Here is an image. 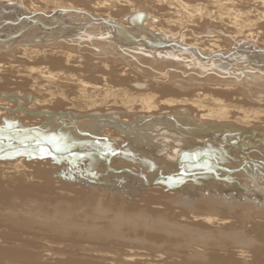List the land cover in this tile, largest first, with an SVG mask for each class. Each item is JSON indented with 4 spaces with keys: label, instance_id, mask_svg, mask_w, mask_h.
Masks as SVG:
<instances>
[{
    "label": "bare ground",
    "instance_id": "1",
    "mask_svg": "<svg viewBox=\"0 0 264 264\" xmlns=\"http://www.w3.org/2000/svg\"><path fill=\"white\" fill-rule=\"evenodd\" d=\"M42 1L41 3L45 7L34 9L31 12V8L27 10L26 5L18 4L20 2L18 0H0V20H5V22L0 21V24H7L6 20H13L12 23L18 24L17 32L13 30L12 33L17 37L18 33H29V35L23 34L20 40L18 38V42L22 43L20 44L22 46L18 43L19 47L14 46V49H9V46L5 48V44H0L2 46L0 48V215L14 225L43 229L41 232H37L39 234H48L49 231L56 233L80 232L84 229L87 236L91 238L92 236L109 238V233H118L120 230H127L128 233L126 232L125 235L128 237L131 231L143 233L145 236L148 234L159 235V239L166 242L161 247L168 249L172 248L170 237H178L177 234H185V232L192 236V231L196 234V237H189L190 239L183 249L188 251V255H177L172 251H165L161 247H157L155 252L159 255L150 259L153 264L263 263L262 249L255 247L256 242L253 243L252 238L246 239L244 233L242 234L243 231L239 232L236 229L240 228L238 225L242 219L238 214L240 211L238 209L239 201L232 202L233 207L231 205L227 207L223 204L225 201L221 202L218 200V196V198L214 197L216 193L208 197L202 196L197 200L185 198L186 201L189 200L197 205V208L181 209L175 216H169V211L158 215L160 211L157 207L162 211H167L172 208L170 206L174 200L183 198L177 194H166L159 185H153L155 182L152 183L151 193L139 191L140 198L132 199H130L132 195H129L131 190L129 194L125 193L126 189L125 192L123 190L115 192L113 188L112 190L106 188L105 183H102L105 187L88 186L90 184L87 185L86 181H80L82 177H79L83 175L80 171H77L79 177H76L75 170L77 168L74 164L79 165V162H83L87 168L101 174L121 170L124 173V169L127 170L126 172L130 170L132 175L143 172L146 174L145 180L154 181L160 176L159 170L166 172L169 169L166 168L168 165L176 166L177 169L174 167L176 170H185V173L187 171L206 172V169H210L217 172L216 175L225 177L226 174L221 172V167L222 171L224 168L230 171L242 167L241 162L244 165L249 161H252L251 165L259 162L264 156V109L256 107L255 104L258 101L255 102L252 97L243 94V90L238 89L239 87L231 88L233 84L229 82L230 80H224L218 76L221 73L224 75L223 72L228 70L227 63L232 58L231 56L227 57V54L232 48L241 47V42L239 41L240 45L236 42L239 39L253 41L252 51L245 52L247 59L244 57V60L249 59V62L257 64L264 63V42H262L264 36L259 35L260 31L258 33L260 28L264 30V12H262L264 0L262 2L256 0V7L259 5L263 10L255 14L254 19L249 18V15L252 14L250 8L247 12L239 10L240 8L237 9V6L242 3V1L238 3V0H90L93 5H90L89 10L74 6L70 4V1L69 4L64 2L63 4L62 0ZM7 4H12V8L11 5L7 6L10 9L5 8ZM247 5L248 3L244 5L246 9ZM19 8L25 9L22 11L23 19L18 12L21 11ZM94 18L100 23H92L94 20L91 19ZM153 20H156V23H152ZM46 21L50 22L53 27L54 36H51L50 33L51 37L46 39L44 36L42 40L32 37L29 32L32 30V26H36L39 24L38 22L45 25ZM101 21L108 22L112 26L101 23ZM211 22L218 25L215 26ZM90 23L93 25L91 26ZM80 24H85L86 27L88 24L91 26L82 30L83 32L87 33L94 29L93 31L97 34L98 31V37H96L101 40H97L104 44L97 45L95 41L96 43L93 45L97 46L98 50H103L104 53L91 51L92 49L83 50L84 47H88V44L84 47L82 45L85 43L81 44L82 41L85 42L86 38H84L85 40L80 38L82 41L73 40L74 38L71 40L72 34H77L74 33L75 27ZM5 25H3V29H0V34L3 33L4 28L8 27ZM218 26L223 32L209 30L213 34H210L214 37L213 40L199 37L198 33L201 31L199 29L207 32L208 28L215 29ZM9 28L13 29L14 26ZM96 29L97 31H95ZM44 32L46 33V31ZM80 33L78 34L81 35ZM83 34L87 37L85 33ZM92 34L94 35V33ZM210 35L208 33L206 36L210 37ZM66 36H69L70 40H66ZM83 36L81 35V37ZM11 37L14 38L13 35ZM94 37L89 38L95 40L96 37ZM134 37H140L142 41L134 42ZM28 38H32L35 42L51 40L53 42L46 43L48 45L35 43L39 46L32 47L28 45V42L30 44L31 41L27 40ZM104 38L106 40H102ZM261 38L262 40H260ZM88 40L86 41L94 43L91 42L93 40ZM149 41L159 47L153 51L146 44ZM31 42L33 43V41ZM43 42L42 44H45ZM222 43H226L227 46H223ZM173 44H177V46ZM13 45L16 44L13 43ZM104 46H107V49ZM180 46L186 49H182ZM8 49L9 51H6ZM105 49L108 52H105ZM110 49L113 50L109 51ZM145 49L150 50L144 52ZM261 52L263 54H259ZM176 53L187 55V58L192 57L195 61L193 62L194 68L197 67L203 71L212 70L218 75L209 76L206 80L192 85L190 89H185V84L171 83V79L178 77L174 72V65L177 62L170 59V57L175 58L174 54ZM127 57L135 60L140 66L149 65L150 67L146 66V69L148 68L147 70L151 71L153 76L164 82L165 85L154 93H136L133 88H122L124 85L130 87L135 85L128 83L127 70H139L138 64L132 63ZM91 60L95 61L93 65H91ZM249 65L251 64L248 62L243 64V70H249V74L264 76L263 69L258 70V67L254 68L255 66ZM218 68L223 72L216 71ZM141 75L145 74L141 73ZM167 81L168 83H166ZM210 84L213 87L207 86ZM175 85L184 86L183 90L172 89L174 87L171 86ZM141 87L148 88L143 85L139 86V88ZM151 87H153L152 83ZM229 131L241 135L239 144L235 143L238 141H235L236 145H232L234 144L232 143L227 146L228 141L226 140L229 137L225 140V136H222L225 141L221 140V136H219L221 142H218L219 138L216 139V137L214 140L211 139L212 135L219 133L223 135ZM244 135L246 139H249L250 144H245L247 141L245 142L244 139L243 143H245L241 144ZM215 165L219 166V170L215 169ZM163 166L167 170L162 169ZM257 167L256 169H258ZM175 169L173 171L177 172ZM252 170H247V172L253 174ZM165 172L164 174H166ZM180 174L178 177H181ZM238 175H240L239 172ZM120 177L122 178L124 175ZM228 177H232L230 173ZM259 177H257L258 182L256 179L254 180L257 184L260 181ZM212 178L213 176L210 179ZM124 179H121L123 183L127 182V179ZM205 179L207 180L206 176ZM76 180L80 182L76 183ZM96 180L98 181V179ZM129 180L126 185H129ZM219 180L217 181L219 182ZM246 182L248 183V181ZM254 182L253 186L250 185L253 189ZM148 183L144 182V186L150 187ZM173 183L175 182L173 181ZM131 186L129 185L128 189H132ZM178 186L180 185L178 184ZM204 186L203 190L206 187ZM209 189L206 191L209 192ZM133 191L132 193H136L137 190ZM89 192L93 195L92 199H90ZM98 196L99 199H97ZM15 199L21 205L9 207ZM44 199L53 200L51 202L57 205H71L73 210H78L88 201L87 206L90 207V210L86 213H89L91 223H99V225H73L74 221L67 218L69 213L56 209L57 206H52L53 210L47 215V212L39 211L37 206L32 203L34 200L42 205L45 202ZM186 201L183 200V202ZM22 206L25 208L22 209ZM205 206L207 209H204ZM236 222H238L237 226ZM251 225L252 227L247 228L250 232L256 228L255 224ZM24 230L26 231V229ZM222 234L223 236H232L231 246L234 249L220 245L217 236ZM133 243L134 241L129 237L125 244L129 247L124 253L125 261L128 264L143 257V250L151 251L141 247V244L132 246ZM82 251L94 252L89 248H82ZM97 255L95 254V256ZM52 256L53 253L50 252L46 258Z\"/></svg>",
    "mask_w": 264,
    "mask_h": 264
},
{
    "label": "rangeland",
    "instance_id": "2",
    "mask_svg": "<svg viewBox=\"0 0 264 264\" xmlns=\"http://www.w3.org/2000/svg\"><path fill=\"white\" fill-rule=\"evenodd\" d=\"M18 1H20V2H18V4L19 3L20 4L23 3V6L26 5L25 8L26 9L28 8L27 10H29L31 8L30 9L31 12H33L34 9H38V8L40 9L42 7L43 8L45 7L43 5V3H41L42 0H37V1L35 0V3H34V0H32V1L31 0H22V1L21 0H18ZM69 1H70V4H72L74 6L86 8L87 10L90 9V5L91 6L93 5V3L90 2V0H77V1L76 0H68V1L62 0V3L64 2L66 4H69L68 3ZM72 1L74 2V4H73ZM240 1H242V3H240ZM30 2H31V5H29ZM261 2H262V0H261ZM77 3H79V4H77ZM238 3H240V6H237V9L240 8L239 10H241V11L247 12V10H250L251 9L252 14L249 15V18H251V19H254L255 18V14L260 13L263 10V9L260 8L259 5H258V7H256V5H257L256 0H250L249 2L247 0H244V1L243 0H238ZM246 3H248L247 9L244 6ZM37 4H38L39 7L37 6ZM9 5H11L10 7L12 8V4H7L5 8H7V6H9ZM28 5H29V7H28ZM32 7H33V9H32ZM50 7H52V5H50ZM258 8H260V9H258ZM7 9H10V8H7ZM19 9L21 10V8H19ZM253 9H256V10H253ZM23 10H25V9L23 8L21 11H18L21 14V15L20 14H18V15H20V17L22 16V19L24 18L23 15H22L23 14V12H22ZM262 12H264V10ZM17 18L19 19V17H17ZM91 20H94L92 23H95V22H99L100 23V21L96 20L95 18L94 19H91ZM0 21H4L5 22V20H0ZM7 21L9 22V25H8V22ZM12 21L6 20L7 24L6 23L5 24L8 26L7 27L8 30H7V28H4V31L6 30L7 32L5 31L6 32L5 33L3 31V33L0 34V44L1 45L2 44L3 45L5 44L4 45L5 48H8L6 46H9V49L10 48L11 49L12 48L14 49V46L19 47V45L22 44V43H19L18 41L22 38L21 36H23V34H24V33L23 34L21 33L22 34L21 35L20 33H18V34L16 33L17 35H19L17 37L14 33H12V32H14V31L17 30V27L16 26L18 24V23H14V22L12 23ZM48 21H51V20H48ZM48 21H46V24L45 25L44 24H40V22H38L39 24H36V26L35 25L32 26L33 28L36 27L35 28L36 30L33 29V28H32L33 31L30 30V29H29L30 31L28 30L31 33V36L37 38L38 40H42L44 36H45L46 39H48L51 34H52L51 36H54L53 35L54 32L52 31L53 30V27L50 25V22H48ZM153 21H152V23H156V20L154 22ZM47 22L49 23V25H48ZM92 23H90L91 26L93 25ZM101 23H105L107 25L112 26V24H110L108 22L106 23L105 21L104 22L101 21ZM5 24H3V25H5ZM211 24H214L215 26L218 25L215 22H211ZM0 25H1L0 26V29L1 28L3 29L4 26L2 25V23ZM6 25H5V27H6ZM46 25H47V27H46ZM90 25L88 24V26H90ZM10 26H14L15 29L14 28L13 29H10L9 28ZM88 26L86 27L85 24L84 25L83 24H80V26L77 25V27H75V29H74V33L75 34L76 33L78 34V33L81 32L80 34L82 36L84 35L83 33H85V35H87V37L86 36L81 37V35H79V34L77 36V34L74 35V34L71 33L72 36H73V37H71V40H72V38H74L73 40H78L79 39V41L85 40L84 38H86V40H88V39L93 40V38H89V37H94V35H95V37L96 36L98 37V31H97V29L95 30V31H97V34H96V32L93 31L94 29H92L93 32L91 30L88 31L87 33L82 31V30L88 28ZM207 27H209V26H207ZM204 28H205V26H204ZM209 28H208L207 32L205 31L206 33L204 32L203 29H199V30H201L198 33V34L201 35V36L199 35V37L200 38H203L205 40H207V38L209 40H213L214 37L211 36L213 34H211L209 30H211V31H214L215 30V32L216 31L223 32V30L220 29L219 26H218V28L216 27L215 29L214 28L209 29ZM44 31H46V33ZM259 31H260V34L259 35L263 37L264 36V34H263L264 33L263 28H260L258 30V33H259ZM43 32H44L45 35L42 34ZM71 32H73V31H71ZM146 32H148V31H146ZM92 33H94V35ZM208 33H209V35L211 34L210 37L209 36H206ZM9 34H10V36H9ZM26 34L29 35L28 32ZM26 34H24V35H26ZM11 35H13L14 38L11 37ZM216 36H217V34H216ZM68 37L69 36H66L65 37L66 40H70V39H68ZM97 37L95 38V40L91 41V42H94V43L88 42L89 40L88 41L85 40V42L82 41L81 44L85 43V44L82 45V47L87 46L86 44H88V47H84L85 49L83 48V50H91L92 49L91 51H94L95 50L94 52L98 51L100 53H104L103 50L100 49L101 50L100 51V50L97 49V46L95 47V45H93L96 42H97V45L104 44V43H101L100 41H99L100 42L99 43L98 40H101V39H99ZM16 38H17V40H16ZM18 38H19V40H18ZM80 38L81 39L83 38V39L81 40ZM134 38H133V41L134 42H139L140 40L142 41V39L140 37H134ZM58 39H60V38H58ZM27 40L33 41V43L30 41V44L28 42V45H30L32 47L39 46V45H36V44L48 45V44H51L53 42L52 40L51 41H48V42H43L42 41L43 43H45V44H42V42H40V41H37L38 43L35 42L34 40H32V38H28ZM102 40H106V39L104 38ZM260 40H262V38ZM260 40H258V42ZM263 40H264V38H263ZM263 40H262V42H264ZM239 41L242 44L241 47H239V48L236 47L237 48L236 49V48H232V46H231V48L233 50L231 49L230 52L227 54V57L230 58V56H231V58H232L231 61L227 63L229 65L228 68H227L228 70L226 69L227 71H224V72H223V70H221L219 68L216 70V71H219V72H223V74H224V75H221L222 74L221 73V74H219L221 77L220 76H218V77L219 78H224V80H226V79L228 81L230 80L229 82H232L231 84L235 85V86L232 85L231 88H234V89L236 88L237 89L239 87L238 89H242L243 90V92H242L243 94L247 95L248 97H252L253 101H255V102L258 101L255 104L256 107H261V108L264 109V102H263L264 101V96H263L264 95V76L263 75L261 76L259 74H249V72H250L249 70L246 69L247 70V72H246V70H243V68H242L243 64H245V63L247 64V62H248V64H251L249 66H251V67L252 66L253 67L255 66L254 68H257L258 67V70H262V69L264 70V63L257 64V63H254V62H249L248 61L249 59L247 61L244 60L243 59L244 57H245V59H247L246 56H245V52L250 51V50L252 51L251 47L253 45V41H250L248 39H246V40H244V39H241L240 40L239 39L238 41H236V42H238V45H240V42ZM86 42H88V43H86ZM13 43H15L16 45H13ZM18 43H19V45H18ZM46 43H48V44H46ZM146 44L148 45L149 48H152L153 51L156 50L155 49L156 47H159L157 44H153L150 41L149 42H146ZM1 45H0V48L2 47ZM12 45H13V47H12ZM90 45H92V46L89 47ZM173 45L174 46H177V44H173ZM222 45L225 46V47L227 46L226 43L225 44L222 43ZM246 45H248V46H246ZM20 46H22V45H20ZM17 47H15V48H17ZM106 47L107 46H104V48H106ZM161 47H163V46H161ZM180 48L186 49V48L181 47V46H180ZM9 49L6 50V51H9ZM106 49H105V52L107 51ZM111 50H113V49H110L109 51H111ZM149 50L150 49H145L144 52L145 51H149ZM3 51H5V50H3ZM243 51H244V53H243ZM130 52H133V51H130ZM141 52H143V51H141ZM141 52H139V53H141ZM259 54H263V52H261ZM174 56H175V58L174 57H170V59H173L175 62H177L174 65L175 66V70L177 69V71L174 70V72H175V74H177L178 77L175 78V79H171L170 80L171 83H175V84H185L184 85L186 87L185 89H190V87L192 85L197 84L199 81L206 80L209 76H212V75L214 76V74L215 75H218V74H216L212 70L211 71L210 70L209 71H203L202 69H200V70H199V68L197 69L196 66H195L196 68H194L193 67L194 66L193 65V62H195V61L193 60L192 57L191 58H187V55H182L181 53H176V54H174ZM237 56H239V57L237 58ZM240 56L242 57L243 60L241 59ZM167 57H169V56H167ZM127 58L131 60L130 57H127ZM131 61L134 64L137 63V62H135V60H131ZM243 61H244V63H243ZM94 62H95L94 60H91V65H93ZM129 63H131V62H129ZM241 63H243V64H242V66L239 67V65H241ZM123 64H125V63H123ZM137 64H138L137 66H138L139 70L128 69L127 72H126V75H127L126 78L129 80L128 83H134L135 85L132 86V87H130L128 85H124V86H122V88H126V89H132L133 88V89H135V92L136 93H149V92L150 93H154V92H157L156 90L158 88H160L161 86H164L165 85L164 82H161V81L157 80L153 76L152 72L149 71V70H147L148 68L146 69V66L150 67L149 65H146V66H142L141 65L140 66L139 63H137ZM121 66H123V65L121 64ZM190 66H191V68H190ZM237 66H238V68H237ZM205 72H206V74H204ZM141 73H144L145 75H141ZM246 73H248V74H246ZM151 83L153 84V87H151ZM166 83H168V81ZM140 85L146 86L148 88H144V87L139 88ZM184 86L175 85V86H171V87H174V88H172L174 90H181V89L183 90V87ZM207 86L213 87L211 84L210 85H207ZM219 136H221V140H223V141H225L229 137V139L226 140V141H228V145L227 146H229V144L234 143L235 141H238V142H235V143L239 144V142H240L239 140H240V137H241V135H239L238 133H235L234 131L233 132L232 131L231 132L229 131V133L226 132L223 135H221V133H219L217 135H214V136L212 135L211 136V139L214 140V138L216 137V139L219 138L218 139V142H221V141H219L220 140V137ZM222 136H225V140H224V138ZM231 137H232V139H231ZM243 139H244L245 142L247 141L246 143L244 142L245 144H250L249 139L248 138L246 139V136L245 135L242 138L241 144H244L243 143ZM231 141H233V142H231ZM235 143L232 144V145H236ZM263 158H264V156H262V159ZM262 159L260 160L262 163L259 161V162H256V164H254V165H251L252 161L247 162L245 165H244V163L241 162L240 164H241L242 167H237V168H234L233 170H230V171L228 169H226V168H224L223 171H222V167H221L220 168L221 169V172H223V173L226 174L225 177H223L224 175L223 176L216 175L217 172L216 173L213 172L214 171L213 169H212L213 171H211L210 169H206V172L205 171H199V173H197L198 171H193V172L187 171V173H185V170H183L184 172L182 170H180V169L179 170H176L177 169L176 166H173V165L166 166L167 169L169 168L168 169L169 171L163 166L162 169L163 168L166 169L168 171V173H166L167 171L166 172L164 171L166 173V174H164V172L162 170H159V173H160L159 175L160 176H158V178L155 179L154 181L145 180L146 174H144L143 172L142 173L138 172L139 174H135L136 175L135 176V175H132L130 173V170H128V172H126L127 170L124 169V173L126 172V174H124L123 172H121L122 170L121 171H115V172H112V173L111 172H103L101 174V173H96L95 171H92L91 168H87L85 165H83L84 164L83 162H79V165L78 164H74V166H76L75 168H77V170H75V172L80 171L81 174H83V175H81L79 177V176H77L78 175V172H77L76 177H79V178L82 177L80 179V181L81 180L82 181H86L87 185L90 184L88 186H91V185H100V186H103V187L106 186V188H108L110 190H112V188H113V190L115 192H119V191H122V190L125 192L127 190V192H125L127 194H129L130 193V190H131V193L129 195L130 196L132 195V196H131L130 199L137 198V197L140 198L141 193L139 191H141V192L143 191V193L146 192V191L149 192V193H151L152 192V187L151 186H153V185H157V186L159 185V187H161L162 190H165V193L166 194H170V193L171 194H177L179 197H182L183 198V199H180V200L179 199L174 200L171 203V206H170L172 208L169 207L170 209L167 210V211H162L161 208L157 207V209L160 211V212H158V215L163 214V212H168L169 211L168 212L169 213V216H172V215L175 216V215H177L179 213L178 211H180L181 209H188L189 210V209H192V208H197V205H194L193 202H190L189 200L186 201L185 198H188V199H193L194 198L195 200H197V199L201 198L202 196L203 197H208V196H211L212 194H215L216 193L214 195V197H217L218 196L219 197V198L217 197L218 200H221V202L225 201V202H223V204H225L227 207H229L230 205H231V207H233L231 203L232 202H235L237 200L236 202H238V201L240 202L238 204L239 205V208L238 209H240V211H239L238 214L242 218V219H240L239 225H238V222H236V224H235L236 226L237 225L240 226V228H238V227L236 228L237 231H239V232H242L243 231L242 234L244 233L243 235L246 236V239L248 238V240H250V238H252L251 241H253V243L256 242V244H254V246L257 247V248H259V249H262V253H264V242H263L264 241V199H263L264 198V183H263V181H264V168H263L264 167L263 166L264 165V163H263L264 162V159H263V161H262ZM260 163H261L262 167L260 166ZM171 166H172V168H171ZM259 166H260V168H259ZM215 167H216L215 168L216 170H219V166L215 165ZM256 167L258 169H256ZM173 168L177 172H174L173 171L174 170ZM181 168H183V167H181ZM242 169H244V170H242ZM246 169L247 170H250V171L253 169L252 170L253 171L252 172L253 174H251V172H247ZM234 170H235V172H234ZM258 170H260V171L258 172ZM120 172H121V174H120ZM161 172H163V173H161ZM180 172H181V174H180ZM194 172H196L197 174L194 173ZM211 172H212V174H211ZM228 172L230 173V176H232V177L234 176L233 179H232V177H228L229 176V173ZM238 172L240 173V175H238ZM88 173L91 174V175H93L94 173L95 174L93 176H91V175L89 176ZM178 173L181 175V177H178V175H179ZM184 173H185V175H183ZM247 173H249V175L251 174L252 177H251V175L248 176ZM254 173H255V177H254ZM260 173H261V175H260ZM85 174L86 175L88 174L87 176H88L89 179L87 178V176ZM109 174H112V175H109ZM127 174H129V175H127ZM199 174H201V175H199ZM103 175H104V177H103ZM121 175L122 176L124 175V177L121 178L120 177ZM139 175L143 176L144 178L141 177V176H139ZM169 175H171V176H169ZM173 175H174V177H173ZM175 175H177V176H175ZM235 175H236V178H235ZM257 175H259L260 177L257 176ZM114 176H115V178H114ZM126 176L127 177L129 176V177L127 178ZM138 176L140 177L141 180L139 179ZM189 176H191L192 178H190ZM205 176H206L207 180H209V181H207L205 179ZM212 176H213V178L210 179ZM84 177L86 178V180H85ZM116 177H117L118 180L116 179ZM183 177L186 179L185 181H187V182L189 181L188 182L189 184L184 181V178ZM216 177H217V179H216ZM238 177H240V178L238 179ZM245 177H246V179H245ZM257 177H259V180L261 181V184H259L260 181L257 184V182H258V180H257L258 178ZM129 178H130V180H129ZM132 178H134V179H132ZM221 178H223V179L222 180H219ZM224 178H225V180H224ZM241 178H243V179L240 181ZM252 178H253V180H252ZM96 179H98V181ZM106 179H108L109 181L106 180ZM111 179H113V180H111ZM115 179L118 182H116ZM121 179L122 180L123 179L124 180L127 179V182L124 181V183H123V181ZM191 179H192V182H191ZM226 179H227V181H226ZM255 179H256L257 182L256 181L254 182ZM104 180H105V182H104ZM128 180L130 181L129 185L130 186L132 185L131 186L132 189H128L130 187H128L129 185H126V184H128ZM135 180H136V182H134ZM217 180H219V182ZM229 180H230V182L232 181L231 182L232 184L229 182ZM251 180H252V182H251ZM77 181H78V183L80 182L79 180H76V183H77ZM140 181H141V184H140ZM173 181L175 183H173ZM182 181H184V182H182ZM234 181H237V182H234ZM246 181H248V183ZM119 182H121V183H119ZM131 182L134 183V184H132ZM144 182H146V183L149 182L148 184H150V187H145L144 186ZM153 182H155L156 184L154 183L152 185ZM160 182H161V184H160ZM244 182L247 183V186H246V183H244ZM249 182H251V183L249 184ZM253 182H254V189L251 187V186H253ZM102 183L103 184L105 183L104 184L105 186L102 185ZM110 183H111V185H110ZM195 183H197L198 185L195 184ZM208 183H210V184H208ZM255 183H256V185H255ZM139 184H140V187H139ZM163 184H164V186H163ZM175 184H177V185H175ZM178 184L180 186H178ZM206 184H208V185H206ZM230 184L232 185V187H231ZM134 185H136V186H134ZM203 185H205L207 187L206 188L204 186L206 188V189L204 188L205 191L203 190ZM122 186L124 187V189H123ZM237 186H239V187L236 190V187ZM211 187L212 188L214 187L215 190L212 189ZM222 187H223V189H222ZM256 187H260V188L257 189ZM96 188H101V187H96ZM169 188H172L173 190H171ZM207 189H209L208 191L210 192V194H209V192L206 191ZM133 190H135V191L137 190L136 193H132ZM185 190H187V192H185ZM232 190H235V191H232ZM200 191H202V192H200ZM92 196H93L92 193H90V197H91L90 199H92ZM230 196H233V197L231 198ZM97 199H99V196L97 197ZM183 200L186 201V202H183ZM227 200H229V201H227ZM43 201H45V202L42 205H40L37 201H34V200L32 201V203L35 206H37V208H38L39 211L42 212L44 210V212H47V215L53 210V207H56L57 206L56 209L65 210V211H67L69 213V214H67V218H70L72 221H74L73 225H77V226H80L81 224H83V225L84 224L85 225H90V226H97V225H99V223H91L92 220L90 219V215H89V213H86L87 211L90 210V207L87 206L88 201H86V204L84 206L80 207L78 210H73V206L68 205V204H63V205L60 204L61 206L60 205H57L54 202L53 203L51 202L53 200L44 199ZM243 204H245V205H243ZM15 205H21L20 202L17 199H15L13 201V204H10L9 207H12V206H15ZM140 206H142V205L140 204ZM21 208L23 209V208H25V206H22ZM253 208H254V210H252ZM204 209H207V207L204 208ZM204 209H202V210H204ZM219 209H220V207L218 208V210ZM252 211H254V212H252ZM247 214H249V215L247 216ZM23 215H24V213H23ZM245 215H246V217H245ZM4 218L5 217H2V215H0V264H128L125 261L124 253L126 252V249L129 248V247L125 246V244H126V242H127V240H128L129 237L132 239V241H134V243L131 244L132 246H139L141 244L142 245L141 247H143L144 249L151 250V251L143 250L142 251L143 252L142 254H144L143 257H139V259L135 260V262H133L131 264H153L150 261V259H153V258H155L156 256L159 255V253L155 252V248L164 246L166 244L165 240L159 239V235H156V234H155L156 236H151L149 234L145 236L143 233H136V232L131 231L129 233L130 235L128 237V236L125 235L126 232L128 233L127 230H120L118 233H114V234H112V232H111V233H109V238H106L105 236H103V237H101V236H92V238H91V237L87 236L86 231L84 229H82L80 232L79 231H68L66 233H64V232H58V233H56L55 231H49L48 234H39L37 232H41L43 229H40L38 227L32 228L30 226L29 227H24L23 225H14L11 222L6 221V219H4ZM246 218H247V220H246ZM251 224H255V226H256V228L254 230H252V232H250V231L247 230V228L249 229L250 227H252ZM24 229H26V231ZM244 231H246V232H244ZM192 233H193V234H191L192 236H189L190 234L188 232H185V234H177L178 237H170L171 238L170 243H172L171 244L172 246L169 245V244H167V245L168 246H171L172 248H170V249H168L166 247H161V248L164 249L165 251H172V252H174V254H177V255L178 254L188 255L189 254L188 251H184L183 249H184L185 245L187 244L188 239H190L193 236L196 237V234L193 231H192ZM246 233H247L248 236L246 235ZM140 234H143V235H140ZM242 234H240V235H242ZM217 237H218V240H219L218 242L221 243L220 245L222 247L224 245V247H231L232 249H234L231 246L232 245V242H231V240H232L231 237L232 236H226V235L223 236V234H222L221 236H217ZM141 238H142V240H141ZM158 239H159V241H158ZM224 241L226 242V244H225ZM82 248H89V249L94 250V252H91V251H85V252H83L82 251ZM85 250H88V249H85ZM47 251H49V252H47ZM50 252L53 253V256L50 257V258H46L47 255L50 254ZM95 254H98V255L95 256ZM261 257H262V255H261ZM67 260H70V261L68 262ZM154 264H156V263H154ZM168 264H171V263H168ZM254 264H264V262L263 263H259L258 262V263H254Z\"/></svg>",
    "mask_w": 264,
    "mask_h": 264
}]
</instances>
